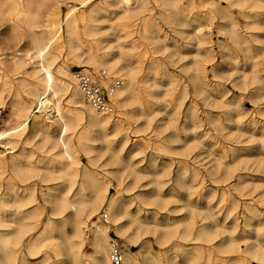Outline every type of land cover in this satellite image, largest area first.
Wrapping results in <instances>:
<instances>
[{
    "label": "rangeland",
    "instance_id": "374dc122",
    "mask_svg": "<svg viewBox=\"0 0 264 264\" xmlns=\"http://www.w3.org/2000/svg\"><path fill=\"white\" fill-rule=\"evenodd\" d=\"M161 1L148 0L145 4V13L154 15L169 36L157 37L154 42L140 37L135 29L130 36L116 40L111 25L132 19L123 17L119 9L108 8L99 14L101 29L110 32L113 45L126 44L130 52H138L143 43L154 52L158 47L155 55L171 68L168 74H150L154 96L143 93V100L155 102L150 109L145 101L150 115L129 114L125 129L113 137L112 147L99 135L90 153H79L80 165L106 174L110 180L109 194L120 189V201H133L129 205L131 211L136 210V201L148 200V204L141 203L143 208L150 213L157 212L162 226L142 232L138 242L130 246L132 249L137 250L150 240L154 254L165 264H188L189 260L193 264H264V0H194L199 9H190L191 0ZM174 2L178 8L175 13L171 10ZM213 2L232 12L236 25H242L241 30L246 32V42L233 41L228 33L230 22L218 28L217 20V26L206 31L209 42L199 48L191 18L202 8L211 7ZM66 9L63 6L62 13ZM22 33V39H16L11 22L0 19V57L8 59L9 68L14 63L10 59L13 55L18 54L16 61L19 55L23 57L18 73L11 75L10 72L13 86H7L4 92L0 130L17 125L25 117L14 106L18 99L16 90L20 89L26 97L32 96L24 91L27 88L24 80L32 72L33 63L27 50H32L33 45L29 33ZM103 44L107 45L108 41ZM83 50L80 48L77 52L81 59L87 58ZM102 52L99 50V54ZM68 59L72 71L87 68L97 73L104 69L80 67L82 64L75 61L78 58L69 56ZM202 64L204 72L198 73L197 68ZM107 72L111 78L119 77L116 72ZM154 78L158 83L155 84ZM139 107L138 103L129 106ZM29 126L15 138L19 141L14 148L0 146L9 161L4 178L12 177L20 191L32 192L49 215L52 204L48 200L59 194L66 180L52 162L57 151L54 138ZM136 127L143 131L136 132ZM141 138L146 139L147 145ZM125 140L122 149L116 150V145ZM13 154L25 164L29 158L33 159L36 167L30 171L29 167L18 169L12 163ZM103 213L105 209H100L83 228L88 236L81 247L84 252L92 250L90 240L95 227L92 221L112 225L110 213L108 222L103 221ZM122 223L130 225L131 232H140L130 215H125ZM57 233L63 243L65 234ZM110 234L111 239H119L125 247L123 236L112 230ZM46 251V245L36 253L24 248L26 264H42ZM69 256L65 253L62 257L68 264H78ZM143 256L140 255L142 261Z\"/></svg>",
    "mask_w": 264,
    "mask_h": 264
},
{
    "label": "bare ground",
    "instance_id": "6f19581e",
    "mask_svg": "<svg viewBox=\"0 0 264 264\" xmlns=\"http://www.w3.org/2000/svg\"><path fill=\"white\" fill-rule=\"evenodd\" d=\"M73 1L0 0V19L4 18L11 22V31L18 40L22 39V32L27 31L33 45L32 50H27V55L33 63L32 72L30 78L24 80L27 86L24 91L32 96L26 97L20 89L16 90L18 99L14 106L19 112H24L25 117L17 125L0 130V146L14 148L16 142L19 141L15 138L20 137L29 125H32L34 129L44 131L54 138V149L57 151L54 153L52 162L66 180L65 185L60 187L62 189L59 194H54V199L48 200L52 204V210L49 215H46L45 206L34 198L32 192L28 194L22 192L12 177L4 178L9 161L1 153L3 151H0V264H26L23 249L36 253L44 245L48 251L42 256V264H68L69 261L67 262L62 257L65 253L70 254L78 264H112L110 241L117 238L111 239V230L125 239L123 264H165L154 254V245L150 240L137 245L139 247L137 250L130 247L138 242L142 232L145 233L152 227L162 226L157 212L150 213L148 209L143 208L141 203L148 204L149 201L139 200V203L136 201L137 208L131 211L129 205L133 201H120V189L110 195V180L106 174L86 165H80L78 155L81 152L90 153L95 148V141L101 134L107 146L112 147L115 143L113 137L125 129L129 114L139 113L149 116L150 112L148 113L145 108V101L150 105V107L147 105L150 109L155 102L148 98L143 100V93L154 96L149 83L150 74H168L171 68L163 61V58L161 60L155 55L158 47L154 48L156 50L154 52L152 47L143 43L138 52H130L126 44L119 43L117 47L113 45L110 32L101 29L99 14L106 12L108 8L114 11L119 9L123 17L132 19L127 22L110 24L112 30L116 32V40L123 36H130L134 29L140 37L146 41L151 40V42H154L157 37L169 38V36L166 35L165 29L154 15L145 13L147 11L145 4L148 0ZM163 2L166 3L167 0H162L161 3ZM171 4L173 5L171 10H174V13L178 12L175 2ZM65 5L67 9L62 13ZM189 7L199 9L194 0H191ZM191 20L195 22V31H193L197 36L199 48L202 47L200 45L209 42L206 31L216 27L217 20L220 24L218 28L230 22L228 33L233 41L234 39L237 43L238 39L247 41L244 36L246 32L243 33L241 30L242 25H236V17L232 12L214 2L211 7L202 8L200 13ZM135 25L136 27L131 29ZM222 32L224 33V31L220 33ZM106 40L108 44L104 45L103 42ZM80 48L87 52V58L81 59L78 55ZM113 48L117 49L113 50ZM99 50L103 51L102 54H99ZM16 55L18 54L10 58L14 61L10 68L7 63L8 59L0 57V106L4 103L3 96L7 86L11 85L10 76L16 75L23 64V57L19 55V61H16ZM210 55L209 53L208 57ZM69 56L78 58L75 61L82 64L80 67H103L106 71L116 72L119 78L123 79L122 85L110 97L114 107L113 111L99 112L86 101L73 75L75 70L71 69ZM197 69L198 73H202L205 67L202 64V67ZM84 70L78 71L89 72L87 68ZM112 78L108 75L102 82L108 84ZM154 80L155 84L158 83L156 78ZM132 103H138L140 107L138 109L129 108ZM135 130L136 132L143 131L139 127ZM140 141L147 145L146 139L141 138ZM125 143L126 140L116 145V150H121ZM11 160L18 169L29 167L27 170L30 171L36 167L35 161L30 158L25 164L13 154ZM141 193L142 191L139 194ZM100 209H105L107 215L110 213L112 225L92 221L95 224L90 240L92 250L84 252L81 247L88 236L83 228L87 226V221L95 218ZM125 215L131 216L132 222L138 225L139 233L138 230L131 232L130 225L122 223ZM69 225L72 226L71 230L68 229ZM58 231L65 234L63 243L59 240ZM166 239L168 238L165 237ZM183 251L185 253L186 249L184 248ZM141 254L144 255L143 261L140 258ZM188 262V264H193L190 260Z\"/></svg>",
    "mask_w": 264,
    "mask_h": 264
},
{
    "label": "built area",
    "instance_id": "2783aa9c",
    "mask_svg": "<svg viewBox=\"0 0 264 264\" xmlns=\"http://www.w3.org/2000/svg\"><path fill=\"white\" fill-rule=\"evenodd\" d=\"M73 75L83 91L86 101L93 108L105 113L113 111L114 107L110 101V97L122 85L123 79L114 77L108 84H104L102 81L109 75L104 69L98 73L75 70ZM102 219L107 222L109 217L103 213ZM110 258L112 264H123L124 262L123 244L119 239H112L110 241Z\"/></svg>",
    "mask_w": 264,
    "mask_h": 264
}]
</instances>
